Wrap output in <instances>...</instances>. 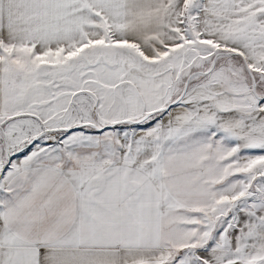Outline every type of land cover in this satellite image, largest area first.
I'll return each mask as SVG.
<instances>
[{
    "label": "snow or ice",
    "instance_id": "6c2138e0",
    "mask_svg": "<svg viewBox=\"0 0 264 264\" xmlns=\"http://www.w3.org/2000/svg\"><path fill=\"white\" fill-rule=\"evenodd\" d=\"M0 264H264V0H0Z\"/></svg>",
    "mask_w": 264,
    "mask_h": 264
}]
</instances>
